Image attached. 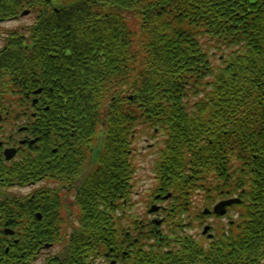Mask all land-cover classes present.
<instances>
[{
  "label": "trees",
  "instance_id": "obj_1",
  "mask_svg": "<svg viewBox=\"0 0 264 264\" xmlns=\"http://www.w3.org/2000/svg\"><path fill=\"white\" fill-rule=\"evenodd\" d=\"M21 10L35 19L8 31L0 107L22 103L40 138L17 181L55 184L28 207L63 264H264V0H0ZM144 137L160 139L149 198L171 194L165 228L132 214ZM233 197L204 248L187 230Z\"/></svg>",
  "mask_w": 264,
  "mask_h": 264
},
{
  "label": "flooded vegetation",
  "instance_id": "obj_2",
  "mask_svg": "<svg viewBox=\"0 0 264 264\" xmlns=\"http://www.w3.org/2000/svg\"><path fill=\"white\" fill-rule=\"evenodd\" d=\"M18 2L22 4V0H18ZM22 12L21 10L19 15L8 17L0 15V23L6 20L13 22V20L22 19ZM1 41L2 37H0V45ZM1 99L4 100L5 98ZM19 115V118L22 119V111ZM5 120L6 117L3 116L0 107V171L8 162L5 151L8 148H15L17 149L16 156H18L23 151V145L21 144L24 141L22 128L16 126L9 134L6 132V126L3 125ZM2 181L1 178L0 184ZM2 195V192H0V264H26V262L31 263L34 260H38L39 264H44V261L50 257L52 259L49 260L48 264L59 260L55 255L45 256L43 250L54 249L57 244L61 243V240L56 243L54 239L47 238L46 228H37L34 223L25 229L24 213H28L35 221H41L42 217L40 215H43V211L41 209L34 211L32 208L23 207L22 205L16 209L7 207ZM48 234L49 236L54 235L52 227H49ZM111 264H115V262L112 261Z\"/></svg>",
  "mask_w": 264,
  "mask_h": 264
},
{
  "label": "rangeland",
  "instance_id": "obj_3",
  "mask_svg": "<svg viewBox=\"0 0 264 264\" xmlns=\"http://www.w3.org/2000/svg\"><path fill=\"white\" fill-rule=\"evenodd\" d=\"M30 19L25 18L23 20L24 25H28L30 23ZM159 138L157 137L154 141L149 140L148 137H144L140 139L136 145L137 151L139 153L137 160H138V172H137V185L135 188L136 194H135V201L138 202L136 205L133 214H136L138 216H143L145 214V211H149L151 208V205L145 204L143 201L144 198L150 194V190L154 187V180H153V174H152V166L154 164V160L156 158L155 152L157 151V143L159 142ZM146 197V198H147ZM143 202V203H142ZM152 219H155V217H152ZM223 222H227V220H222ZM204 226L207 224H211L212 226H215V224L218 223L215 219L206 218L204 219ZM203 226V227H204ZM201 224L197 223L194 230L190 231L191 234L197 235L198 239L202 240V230ZM189 233V234H190Z\"/></svg>",
  "mask_w": 264,
  "mask_h": 264
},
{
  "label": "water",
  "instance_id": "obj_4",
  "mask_svg": "<svg viewBox=\"0 0 264 264\" xmlns=\"http://www.w3.org/2000/svg\"><path fill=\"white\" fill-rule=\"evenodd\" d=\"M39 92H41L40 90L37 92V93H39ZM10 157V156H9ZM234 203H237V201L236 200H232V201H227V202H223V203H220L216 208H215V212L217 213V214H221V215H223V214H225V212H226V207L227 206H230V205H232V204H234ZM206 231H207V229H206Z\"/></svg>",
  "mask_w": 264,
  "mask_h": 264
}]
</instances>
